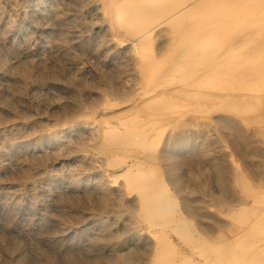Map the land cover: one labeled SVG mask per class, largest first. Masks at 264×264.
Returning <instances> with one entry per match:
<instances>
[{
  "label": "rangeland",
  "instance_id": "374dc122",
  "mask_svg": "<svg viewBox=\"0 0 264 264\" xmlns=\"http://www.w3.org/2000/svg\"><path fill=\"white\" fill-rule=\"evenodd\" d=\"M100 6L0 0V264H148L150 233L94 150L105 102L129 107L139 80ZM197 116L177 153L178 188L205 204L204 227L231 238L225 214L244 201L240 176L261 185L264 139ZM182 132L169 125L162 144Z\"/></svg>",
  "mask_w": 264,
  "mask_h": 264
},
{
  "label": "bare ground",
  "instance_id": "6f19581e",
  "mask_svg": "<svg viewBox=\"0 0 264 264\" xmlns=\"http://www.w3.org/2000/svg\"><path fill=\"white\" fill-rule=\"evenodd\" d=\"M101 2L114 37L131 46L139 80L129 107L105 102L110 113L94 150L116 169L110 186L120 183L122 196L133 198L135 222L150 233L148 264H264V178L259 186L238 178L245 198L225 214L229 238L203 226L205 204L178 188L177 165L197 114L264 139V0ZM172 124L183 132L162 144Z\"/></svg>",
  "mask_w": 264,
  "mask_h": 264
}]
</instances>
